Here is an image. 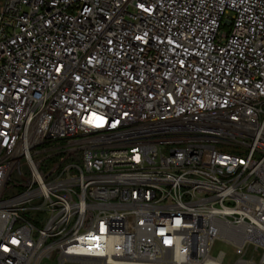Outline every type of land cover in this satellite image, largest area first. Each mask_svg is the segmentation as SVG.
I'll use <instances>...</instances> for the list:
<instances>
[{"label": "built area", "instance_id": "built-area-1", "mask_svg": "<svg viewBox=\"0 0 264 264\" xmlns=\"http://www.w3.org/2000/svg\"><path fill=\"white\" fill-rule=\"evenodd\" d=\"M217 239L264 264V0H0V264Z\"/></svg>", "mask_w": 264, "mask_h": 264}, {"label": "rangeland", "instance_id": "rangeland-1", "mask_svg": "<svg viewBox=\"0 0 264 264\" xmlns=\"http://www.w3.org/2000/svg\"><path fill=\"white\" fill-rule=\"evenodd\" d=\"M165 149L164 152H168V150L173 146L171 144H165ZM13 189L12 185H8V187L5 190V194H10L11 191ZM46 219V213L42 212L39 213V220L41 222H44ZM224 251L226 253V258L223 260L224 264H233V262L235 261V259L237 258V255L235 254V248L232 247L231 245L227 244L224 241H221L220 239L215 240L214 244H213V248L211 250V254L216 256L218 254L219 251ZM260 253L261 251L257 252L255 251V248L253 245H250L247 249V254L246 257L247 258H251L252 256L258 260L260 257Z\"/></svg>", "mask_w": 264, "mask_h": 264}]
</instances>
